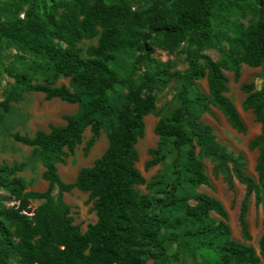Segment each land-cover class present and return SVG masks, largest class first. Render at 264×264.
<instances>
[{
  "label": "trees",
  "instance_id": "16d2710c",
  "mask_svg": "<svg viewBox=\"0 0 264 264\" xmlns=\"http://www.w3.org/2000/svg\"><path fill=\"white\" fill-rule=\"evenodd\" d=\"M239 6L255 20L226 26L220 18L229 8ZM94 37L96 44L82 55L79 43ZM0 38L43 56L54 75L69 78L68 86H52L32 83L25 73H10L15 88L0 100L3 112L9 110L11 101L20 100L19 87L42 92L45 99L58 97L77 104L75 113L63 115V125L49 124L47 131L38 128L32 136L12 133L14 140L36 151L47 187L27 190L18 174L23 164L0 162V264H176L181 244L174 232L181 226L186 227L183 235L195 244L197 260L193 258L192 264H259L264 255V217L257 252L254 246L231 236L228 213L219 199L205 192H176L181 184L191 189L209 184L196 143L223 164L231 162L234 175L245 185L238 220L243 237L249 238L245 220L249 198L254 193L255 201L260 202L258 185L264 189V85L240 84L245 93L243 108L251 109L261 124V132L248 143L250 149H258V182L244 170L242 154L218 151L212 127L199 116L206 101L217 107L234 129L246 130L226 94L224 71H232L237 79L241 64L255 67L264 62V0H15L0 6ZM151 38L170 53L186 42L181 47L187 60L185 73L170 72L164 78L144 72L134 79L118 76L107 64L112 52L127 47L138 50L135 62L150 60L154 51ZM215 47L219 60L204 52ZM202 78L208 93L187 97L186 80ZM171 79L182 81L181 102L155 123L158 142L147 149L151 157L145 169L157 164L163 149L170 146L175 152L171 162L174 180L167 198L152 199L135 187L146 182L136 166V144L144 135L145 116L156 109L157 91ZM115 84L125 85L127 91L115 122L106 130V148L92 165L77 170L73 182L64 181L57 164L74 153L87 126L91 135L82 150L84 155L89 152L103 128L101 116H110L107 91ZM158 182H148L147 187ZM72 188L88 192L96 216L84 231L74 223L71 206L64 200V193ZM32 200L40 202L33 207ZM173 206L181 207L182 216L166 215ZM211 211L217 219L211 217ZM163 228L172 233L164 236Z\"/></svg>",
  "mask_w": 264,
  "mask_h": 264
},
{
  "label": "rangeland",
  "instance_id": "374dc122",
  "mask_svg": "<svg viewBox=\"0 0 264 264\" xmlns=\"http://www.w3.org/2000/svg\"><path fill=\"white\" fill-rule=\"evenodd\" d=\"M141 1L143 2V0ZM14 2L15 0H0V6L4 3L12 4ZM22 15L23 13L21 12L20 16ZM255 18L251 12L239 6L229 8L225 16L220 19L227 26L232 23L247 25L255 20ZM217 21L218 18L216 17L212 21V24L215 25ZM96 40L97 38L94 37L82 40L79 43L82 49V55L86 56L87 47L96 44ZM150 43H152L154 48L153 53L149 55L150 60L135 62V57L139 53L138 50L135 47H127L112 52V58L107 60V64L118 76L131 75L134 79H138L144 72L159 74L164 78L170 72L185 73L187 60L181 47L186 42L171 53L158 46L152 38ZM222 44L226 46L225 42H222ZM204 52L214 60L220 59V52L216 47L208 48ZM224 72L228 77V91L226 94L237 108L246 130L239 132L234 129L224 114L217 107L206 101H204L206 109L200 114L199 120L212 127V133L219 147L218 151L222 150L234 156L238 154L243 155V161L245 163L244 170L258 182L255 171L258 149H250L248 143L261 132V124L256 121L251 109L243 108L242 102L245 93L241 90L240 84L242 82H252L255 88H260L264 85V62L255 67L241 64L240 76L237 79L234 78L232 71L225 70ZM10 73H25L32 83H48L52 86H59L61 84L69 85V78L54 75L51 64L43 56L22 47L15 48L10 40L0 38V100L6 98L8 93L15 88V81ZM181 82L178 79H171L169 82L161 85L160 90L156 93V109L154 112L145 116L144 135L136 144L138 151L136 166L141 171L146 182L144 184H137L135 187L140 193L148 194L152 199L157 197L167 198L169 196L171 183L174 180L171 162L175 152L170 146L165 147L162 151L163 157L161 160L157 164L145 169V162L151 157L147 153V149L156 147L158 142V136L154 133L153 128L150 127H153L160 117L168 115L180 104L181 99L178 95L181 90ZM184 88L186 96L192 99L201 94L206 95L208 93L205 78L186 80ZM16 90L20 94V100L11 101L7 112H3L0 107V115H2L0 119V162L22 163L23 167L18 174L25 180L27 190L42 191L46 188V184L43 182L45 180L40 176L43 167L36 151L32 146L15 141L12 133L18 132L23 135H31L34 131V126H30V121L34 118V112L32 111H41L52 106L56 107V104L53 103L54 98L47 100L41 92L26 91L20 87ZM126 91V86L121 84H115L113 89L107 91V99L111 113L110 116H101L103 122V128L101 130L106 142V130L115 122L116 112L123 102V96ZM196 107H199V105L196 104ZM99 143L103 150L106 146L103 136ZM195 145L197 155L203 162L205 173L209 178V184L200 185L194 189L181 184L176 192L177 195L190 192H205L217 197L227 210L231 236L254 246L258 252V239L262 231V219L264 217V189L260 184L258 185L262 197L258 203L255 201L254 193L250 195L248 210L245 216L249 238L245 239L241 233L238 220L241 201L245 193L244 183L239 181L234 175L231 162H227V165L223 164L221 159L206 154L198 143ZM100 152L99 148H95L89 157L88 155L85 156L78 148L74 156H69L64 164H58L60 177L66 182H71L74 179V171L81 166L91 165L93 160L99 156ZM229 179L231 186H229ZM148 182H158V184L153 188H148ZM54 193H56V190H54ZM64 200L71 206L74 223L79 224L82 231L86 229L87 224L95 221L96 216L92 209V202L89 200L88 192L73 188L69 192L64 193ZM39 202L40 200H32L31 205L35 207ZM166 212V215L172 216L173 218L182 216L180 206L170 207ZM210 215L213 219L218 218L213 211L210 212ZM185 228V226H181L174 232L177 235L178 242L181 244L179 246L180 250L176 264H192L193 258L197 260L194 253L195 244L183 235ZM161 232L164 236L172 233L168 228H163ZM186 242L187 244H183ZM170 247L173 246L170 245ZM259 264H264V255L260 256Z\"/></svg>",
  "mask_w": 264,
  "mask_h": 264
},
{
  "label": "crops",
  "instance_id": "0c3cea01",
  "mask_svg": "<svg viewBox=\"0 0 264 264\" xmlns=\"http://www.w3.org/2000/svg\"><path fill=\"white\" fill-rule=\"evenodd\" d=\"M246 65V64H245ZM248 66V65H247ZM39 92V91H37ZM42 93V92H41ZM44 96V94H43ZM53 99V98H51ZM47 100H50V99H47ZM53 103L56 104V107L52 106V107H47L41 111H36V110H33L32 112L33 115H34V118H32V120L30 121V126H34L33 130L35 131L36 129L38 128H41V129H44V130H48L49 129V124H54V125H63L65 123V120L63 118V115L65 114H73L76 112L77 110V104L76 103H69V102H66L58 97H54L53 99ZM155 125V124H154ZM150 128H154L153 127H150ZM34 131L31 135L29 136H32L34 134ZM91 135V131H90V127L87 126L85 128V130L83 131V135H82V141L80 144L76 145V147L74 148V153L72 155H69V156H74L78 150V148L82 151L83 153V150H82V147L85 143V141L90 137ZM102 136H103V140L105 141V144L107 146V142L106 140L104 139V135L102 133V130L100 131V139H102ZM100 139L98 138L95 142L96 145H92L89 149V152L85 155V156H91V153L92 151L95 149V148H99L100 149V154L104 151V149L102 150L101 149V146H100ZM16 141V140H15ZM23 144V143H22ZM29 146V145H28ZM99 154V155H100ZM67 156L65 158V162H66V159L69 157ZM98 157V156H97ZM64 162V163H65ZM137 162V161H136ZM64 163H58V164H64ZM93 163V162H92ZM57 164V170H58V173H59V165ZM92 165V164H91ZM86 166H89V165H86ZM43 167V166H42ZM82 167V166H81ZM80 168V167H79ZM77 168L74 173H73V180L71 182H73L75 180V177H76V173H77V170L79 169ZM43 170V169H42ZM42 172V171H41ZM60 175V174H59ZM40 176H41V173H40ZM42 178V177H41ZM209 179V178H208ZM45 184H46V187H47V181H43ZM202 185H205V184H202ZM73 189V188H72ZM77 189V188H76ZM78 190V189H77ZM80 191V190H79ZM66 193V192H65ZM215 197V196H214ZM217 198V197H216ZM218 199V198H217ZM223 204V203H222ZM224 205V204H223ZM225 207V206H224ZM248 210V209H247ZM96 220V219H95ZM262 232V231H261ZM256 250V249H255Z\"/></svg>",
  "mask_w": 264,
  "mask_h": 264
},
{
  "label": "bare ground",
  "instance_id": "6f19581e",
  "mask_svg": "<svg viewBox=\"0 0 264 264\" xmlns=\"http://www.w3.org/2000/svg\"><path fill=\"white\" fill-rule=\"evenodd\" d=\"M147 134H148V132H147ZM137 147V146H136Z\"/></svg>",
  "mask_w": 264,
  "mask_h": 264
}]
</instances>
